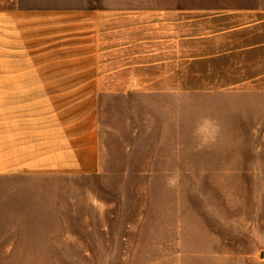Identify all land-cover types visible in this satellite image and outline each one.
I'll return each mask as SVG.
<instances>
[{
    "label": "rangeland",
    "instance_id": "374dc122",
    "mask_svg": "<svg viewBox=\"0 0 264 264\" xmlns=\"http://www.w3.org/2000/svg\"><path fill=\"white\" fill-rule=\"evenodd\" d=\"M47 2L139 14L127 34L142 42L103 53L96 173H0V264H264V52L251 51V0ZM121 64L138 66L111 69ZM201 116L220 133L196 151Z\"/></svg>",
    "mask_w": 264,
    "mask_h": 264
},
{
    "label": "crops",
    "instance_id": "0c3cea01",
    "mask_svg": "<svg viewBox=\"0 0 264 264\" xmlns=\"http://www.w3.org/2000/svg\"><path fill=\"white\" fill-rule=\"evenodd\" d=\"M113 14L47 0H0V173L99 170L98 115L109 92L103 53L142 42L127 34L139 14ZM118 16L126 22L107 24ZM254 50L264 52V0H251Z\"/></svg>",
    "mask_w": 264,
    "mask_h": 264
},
{
    "label": "clouds",
    "instance_id": "9594fccd",
    "mask_svg": "<svg viewBox=\"0 0 264 264\" xmlns=\"http://www.w3.org/2000/svg\"><path fill=\"white\" fill-rule=\"evenodd\" d=\"M220 133V126L217 121L209 116H201L192 129V137L194 138V150L199 151L206 146L216 142ZM165 184L169 188H175L180 180L177 172L164 173Z\"/></svg>",
    "mask_w": 264,
    "mask_h": 264
}]
</instances>
